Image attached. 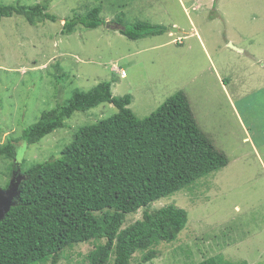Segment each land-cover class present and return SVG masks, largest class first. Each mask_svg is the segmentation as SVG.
<instances>
[{
	"label": "rangeland",
	"instance_id": "rangeland-1",
	"mask_svg": "<svg viewBox=\"0 0 264 264\" xmlns=\"http://www.w3.org/2000/svg\"><path fill=\"white\" fill-rule=\"evenodd\" d=\"M0 2L44 3L56 16L32 24L14 14L0 22V145L15 141L16 169L23 160L60 156L81 127L118 111L108 102L76 111L65 127L25 145L24 129L75 90L110 81L115 95L132 96L130 108L140 118L183 91L198 124L229 163L149 206L176 204L188 212L178 238L158 244L149 264H194L212 256L219 264H264V0ZM96 5L106 23L62 32L66 19ZM139 20L169 30L138 39L121 32ZM10 163L0 155V188L19 176ZM144 210L126 214L124 227ZM94 247L92 241L76 244L58 264H90ZM141 256L137 251L133 264Z\"/></svg>",
	"mask_w": 264,
	"mask_h": 264
},
{
	"label": "trees",
	"instance_id": "trees-1",
	"mask_svg": "<svg viewBox=\"0 0 264 264\" xmlns=\"http://www.w3.org/2000/svg\"><path fill=\"white\" fill-rule=\"evenodd\" d=\"M47 8L44 3L0 2V22L14 14L25 15L32 24L56 20ZM102 13V6L96 5L75 14L66 19L62 32L73 33L79 24L96 28L106 23ZM167 30L166 25L146 20L121 28L131 39ZM105 102L118 111L81 127L60 156L20 162L17 168L25 177L20 195L0 221V264H58L66 249L91 241L95 247L87 255L90 264L112 259V264H133L137 251L142 252L141 261L134 264H149L157 245L175 241L188 221V212L176 204L153 210L149 206L228 165V156L202 130L183 91L140 118L130 108L132 96L115 95L110 81L75 90L63 104L44 111L20 138L25 144L38 143L65 127L76 111ZM0 155L11 160L13 172L17 156L13 139L0 145ZM140 208L145 209L143 216L124 227L126 214ZM194 264L219 262L212 256Z\"/></svg>",
	"mask_w": 264,
	"mask_h": 264
},
{
	"label": "water",
	"instance_id": "water-1",
	"mask_svg": "<svg viewBox=\"0 0 264 264\" xmlns=\"http://www.w3.org/2000/svg\"><path fill=\"white\" fill-rule=\"evenodd\" d=\"M124 28V27H122ZM230 46H234L230 43ZM25 177L19 174L17 178L13 177L9 186L5 189L0 188V221L4 219L11 207L15 205L16 198L20 195V183Z\"/></svg>",
	"mask_w": 264,
	"mask_h": 264
},
{
	"label": "flooded vegetation",
	"instance_id": "flooded-vegetation-1",
	"mask_svg": "<svg viewBox=\"0 0 264 264\" xmlns=\"http://www.w3.org/2000/svg\"><path fill=\"white\" fill-rule=\"evenodd\" d=\"M25 143V142H24ZM25 145H28V144H25ZM14 159H17V158H14ZM21 173V169L20 168H17L15 170V175L14 176H18L19 174ZM14 174V173H13Z\"/></svg>",
	"mask_w": 264,
	"mask_h": 264
},
{
	"label": "built area",
	"instance_id": "built-area-1",
	"mask_svg": "<svg viewBox=\"0 0 264 264\" xmlns=\"http://www.w3.org/2000/svg\"><path fill=\"white\" fill-rule=\"evenodd\" d=\"M126 72L124 70L121 71V75L125 76Z\"/></svg>",
	"mask_w": 264,
	"mask_h": 264
},
{
	"label": "crops",
	"instance_id": "crops-1",
	"mask_svg": "<svg viewBox=\"0 0 264 264\" xmlns=\"http://www.w3.org/2000/svg\"><path fill=\"white\" fill-rule=\"evenodd\" d=\"M264 89V87L262 88V90Z\"/></svg>",
	"mask_w": 264,
	"mask_h": 264
}]
</instances>
